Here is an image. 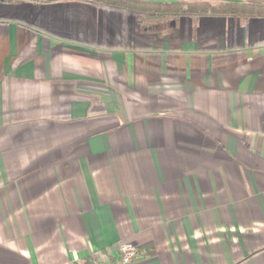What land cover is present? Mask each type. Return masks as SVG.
Instances as JSON below:
<instances>
[{"label":"crops","instance_id":"0c3cea01","mask_svg":"<svg viewBox=\"0 0 264 264\" xmlns=\"http://www.w3.org/2000/svg\"><path fill=\"white\" fill-rule=\"evenodd\" d=\"M135 18L0 0V264H264V14Z\"/></svg>","mask_w":264,"mask_h":264},{"label":"trees","instance_id":"16d2710c","mask_svg":"<svg viewBox=\"0 0 264 264\" xmlns=\"http://www.w3.org/2000/svg\"><path fill=\"white\" fill-rule=\"evenodd\" d=\"M19 1V0H17ZM30 2H36L34 0H25ZM91 1V0H90ZM91 2L104 5L107 7H113L121 10H127L131 12L138 13L139 17L137 18L140 22L145 21L146 19H155V20H164L166 18H177L184 14H193V13H207L210 10V13H219L227 11L230 14L238 15L244 13L246 16L250 14H264V8L258 7L252 4H221L217 7L209 6L207 4L200 5H191V6H181V8H164L162 9L158 4L157 8L151 10L147 8V5L141 4L136 0H92ZM41 3V2H40ZM208 10V11H207Z\"/></svg>","mask_w":264,"mask_h":264},{"label":"rangeland","instance_id":"374dc122","mask_svg":"<svg viewBox=\"0 0 264 264\" xmlns=\"http://www.w3.org/2000/svg\"><path fill=\"white\" fill-rule=\"evenodd\" d=\"M34 1H36L35 3L41 2V3L45 4V3L59 2V1H65V0H34ZM84 1L91 2L92 0L91 1L90 0H84ZM136 1H138L139 3L144 4V5L146 4L147 8H149L150 11L157 8L156 4H158L162 9H164L165 7L168 9L169 8L176 9V8H181V6H191V5H200V4H207L210 7L211 6L217 7V6L221 5L220 2H223V0H136ZM92 3H94V2H92ZM261 8H263V7H261ZM119 10H121V9H119ZM124 11L134 14V16H136V18H135L136 21L140 24L143 23V21L140 22L137 19L139 17L138 13L127 11V10H124ZM209 12H210V10H209ZM167 19H169V17L164 19V20H167ZM145 22H149V20L147 21V19H146Z\"/></svg>","mask_w":264,"mask_h":264},{"label":"built area","instance_id":"2783aa9c","mask_svg":"<svg viewBox=\"0 0 264 264\" xmlns=\"http://www.w3.org/2000/svg\"><path fill=\"white\" fill-rule=\"evenodd\" d=\"M120 257L116 264H131L137 256V250L132 244H122L119 251ZM94 264H112L108 262H94Z\"/></svg>","mask_w":264,"mask_h":264}]
</instances>
